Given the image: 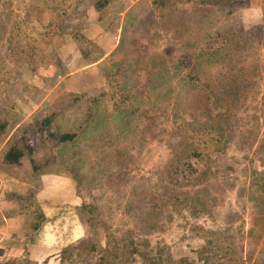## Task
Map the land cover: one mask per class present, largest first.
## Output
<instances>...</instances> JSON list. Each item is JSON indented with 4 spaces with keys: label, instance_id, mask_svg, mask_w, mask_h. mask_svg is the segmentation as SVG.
<instances>
[{
    "label": "rangeland",
    "instance_id": "374dc122",
    "mask_svg": "<svg viewBox=\"0 0 264 264\" xmlns=\"http://www.w3.org/2000/svg\"><path fill=\"white\" fill-rule=\"evenodd\" d=\"M108 1L0 0V60L18 75L17 88L0 95V114L16 121L4 149L23 128L26 154L14 166V192L37 193L17 199V207L47 217L36 232L26 214L0 226V261L95 264L107 230L89 224L79 207L93 202L119 238L166 242L174 257L189 254L204 264L196 250L212 229L228 231L244 264H264V228L255 222L260 212L251 197V168L264 169V29L249 35L257 23L264 28V0ZM17 22L29 55L10 49ZM247 35L243 51L237 46ZM200 53L207 59L199 60ZM149 64L165 81L147 97L140 72ZM203 82L223 96L231 134L225 151L197 165L203 177L192 179L200 154L175 116L196 129L211 122ZM71 92L98 95L100 102L82 135L62 144L60 135L92 104L72 101ZM48 116L53 135L39 129ZM56 154L65 160L49 166ZM194 223L210 234L198 235Z\"/></svg>",
    "mask_w": 264,
    "mask_h": 264
},
{
    "label": "trees",
    "instance_id": "16d2710c",
    "mask_svg": "<svg viewBox=\"0 0 264 264\" xmlns=\"http://www.w3.org/2000/svg\"><path fill=\"white\" fill-rule=\"evenodd\" d=\"M209 0H199V3L203 4ZM225 1V0H223ZM109 4L108 0H97L96 5ZM155 4L162 6V3L159 0L154 1ZM263 26L260 23L253 25L250 30V36H261L260 33L263 32ZM262 30V31H261ZM82 39H87L82 34ZM249 35L241 38V43L237 48L242 49L243 51H248L249 49L245 47L246 41L250 38ZM11 47L10 49L18 51L22 47L21 51L25 55L30 54L28 48L25 47L26 43L23 38H26L25 30L21 27L20 23L17 22L15 25V31L12 35H9ZM80 37V36H79ZM36 41V40H35ZM84 42V40H83ZM85 44L88 42H84ZM27 46V45H26ZM201 55V56H200ZM203 53L199 54V60H201ZM205 60L207 59L204 56ZM5 59H3L4 61ZM2 60H0L1 62ZM28 61L30 58L28 57ZM10 62H1L0 63V95L4 92L7 87L12 86L17 88L18 75L17 72L10 66ZM154 65H146L141 68L140 74L141 77V93L149 97L151 94L150 90H155L159 80L162 78V83L165 81V76L159 77L157 71H154ZM149 71V72H148ZM189 79L194 83L199 82V77L190 74ZM203 88L205 96L207 98L210 111L212 114L211 122H206L203 124L202 128L196 129L192 126L189 120L185 119L182 115L178 114L175 116V120L178 124L179 130L181 133L192 141L196 145V151L200 154L199 160L194 161V169L196 173L193 174L192 179L202 178L203 173L199 172L197 165H207L210 162L211 154L214 152H223L228 146V140L230 136L231 123L229 121L230 116L228 109H226L227 104L224 103V98L222 95H219L215 92L213 86L208 82H203ZM135 87L138 88V85ZM144 88L146 90H144ZM148 89V90H147ZM138 90V89H137ZM129 95V94H128ZM72 101H83L85 99L89 100L92 104L89 105L88 115L74 128H70L64 131L60 137L59 142L72 143L77 140L81 132L87 125L88 120L90 119V114L93 110V106L100 102V97L98 95H90L88 93H73L71 92ZM129 98V96H128ZM221 116L223 119L217 121ZM52 117H45L42 119L39 129L43 132H47L49 135H53L52 131ZM16 128V121L8 113L3 111L0 114V167L5 170L7 166H19L24 159L26 154L24 145H21V141L27 139L23 128L19 133L15 131L12 140L8 144V148L4 149L5 139L8 135ZM11 134V136H12ZM82 135V134H81ZM31 152L34 155V150L31 145ZM49 160V166H53V162L57 160L64 161L59 154H56L55 157H51ZM197 162V164L195 163ZM31 164L33 169L38 174L43 173L40 165L37 163L35 158L32 156ZM16 174V173H15ZM36 183L40 186L42 183L41 176L35 177ZM251 178H252V190L251 197L256 201L257 209L260 214L256 216V223H259L264 228V169L251 168ZM37 190L31 195H35ZM28 194L18 193L16 199H29ZM27 200V199H26ZM29 204V202H28ZM80 212L82 217L93 226H104L106 228V244L98 246L99 256L95 264H194V258L189 254L181 255L180 257H174L171 252V246L166 242H158L152 244L150 240L144 238H136L133 235H126L122 238L114 235L109 228H107L105 220L101 216V211L98 205L93 202L83 203L79 205ZM27 215L28 217V226H30L34 232H36L46 220V215L43 212L40 214L36 210L31 209L30 206L22 208H14L6 211H0V226L13 220L14 217H20L21 215ZM194 232L198 235H209V231L205 229L201 224L194 223L192 228ZM195 233V234H196ZM213 236L207 238L209 241L202 247L196 250L197 257L204 264H226L227 260H231V264H244L243 257L238 252V248L232 240V236L228 231H221L220 233L212 229ZM264 250V248H263ZM30 262V261H28ZM25 261L17 260H2L0 264H25Z\"/></svg>",
    "mask_w": 264,
    "mask_h": 264
},
{
    "label": "crops",
    "instance_id": "0c3cea01",
    "mask_svg": "<svg viewBox=\"0 0 264 264\" xmlns=\"http://www.w3.org/2000/svg\"><path fill=\"white\" fill-rule=\"evenodd\" d=\"M15 173L16 172L14 171L12 166H7L6 170H3L0 167V211L2 212L9 209L18 208L17 204L19 202L17 199H15L17 194L14 192L16 191L15 187L17 186L16 180L18 175L17 173ZM1 199L3 200V202L1 201ZM9 221L11 224H13V220Z\"/></svg>",
    "mask_w": 264,
    "mask_h": 264
}]
</instances>
